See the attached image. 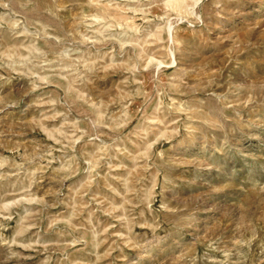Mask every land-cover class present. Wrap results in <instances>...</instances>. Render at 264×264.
I'll return each mask as SVG.
<instances>
[{
    "label": "rangeland",
    "instance_id": "1",
    "mask_svg": "<svg viewBox=\"0 0 264 264\" xmlns=\"http://www.w3.org/2000/svg\"><path fill=\"white\" fill-rule=\"evenodd\" d=\"M0 264H264V0H0Z\"/></svg>",
    "mask_w": 264,
    "mask_h": 264
}]
</instances>
